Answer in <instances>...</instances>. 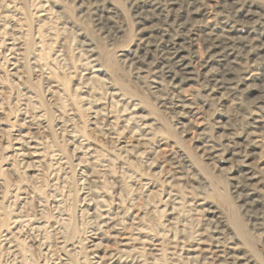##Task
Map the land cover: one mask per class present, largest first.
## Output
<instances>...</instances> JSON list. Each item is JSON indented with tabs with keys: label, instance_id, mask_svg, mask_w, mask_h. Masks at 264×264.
<instances>
[{
	"label": "rangeland",
	"instance_id": "1",
	"mask_svg": "<svg viewBox=\"0 0 264 264\" xmlns=\"http://www.w3.org/2000/svg\"><path fill=\"white\" fill-rule=\"evenodd\" d=\"M136 1L0 0V264H264V0Z\"/></svg>",
	"mask_w": 264,
	"mask_h": 264
},
{
	"label": "bare ground",
	"instance_id": "2",
	"mask_svg": "<svg viewBox=\"0 0 264 264\" xmlns=\"http://www.w3.org/2000/svg\"><path fill=\"white\" fill-rule=\"evenodd\" d=\"M163 1H165V0H163ZM197 1L196 0H177V1L175 0L173 2L177 3V5H179V7H181V6L185 7L187 5L192 6ZM233 1L234 0H223V6L226 7V8H228L227 6H229V8H228L229 10H232V9L234 10L233 6H231L233 4ZM173 2L170 1L168 3L171 5ZM134 4H135V7H137V8H141L142 4L147 6L145 0L144 1H140V2L136 1V2H134ZM166 5H165V3L162 4L161 8H160V11L161 10H165L166 14H167L169 12V10H170V7L168 8V7H166ZM150 7H151V5H150ZM194 7H196V5ZM240 11L241 10L239 8H237L235 10L234 15L232 13H230L231 16H226L225 17V21L228 20V21L232 22L233 24L235 22L239 21V20H237V17L239 19L240 14H241ZM200 12H201V10H199V8L197 7L195 10H193L190 13L199 15ZM166 16L167 15H163V17H162V20H163L164 24H165V21H166L164 18ZM182 19H183L182 15L177 13L172 18L171 21L173 23V27L174 28H175V26H179V28L182 27V29L185 28L184 29L185 32H183V35H179V33H177L176 31L173 30L174 34L166 35V34H163V33H159L158 35H155V37H154L155 41L153 43L150 42V41L145 42V41L141 40L140 49H142V51L144 50L145 54L149 55L150 52H152V54H153V52L154 53H158L161 56L160 59H162V60H158V57L156 58V56H157L156 54H154V55L151 54L152 58H156V60L154 62H151L152 66L150 67V69L154 70L155 72H158V74L159 73L162 74V75L165 74L166 77L174 79L173 81L176 80V76L178 74V71L175 69L176 66H178L181 63H183L182 62L183 61L182 60L183 59V55L182 56L180 55L179 57L177 56V53H178V50H179L178 48H176V46L179 45V43L177 41L178 40L177 36H182V37L184 36L185 38H188L189 37V32L191 31V29H188L187 27H185L186 26L185 21H183ZM227 23L228 22H225L222 25V27L219 28V30L221 31L220 34L213 33L212 30H209V27H208V30L202 29L200 31V36L203 37V41H204V44L206 46L207 52H211V53L217 54V56H220L221 58H224V59L230 54L229 51H232L234 49V47H236L235 38H233V36L229 35V32L233 28L234 25L233 24L228 25L229 23L228 24ZM226 24H227V26H224ZM149 44H152L153 49H150L148 47ZM168 46H171V47L169 48ZM253 47H254V45L251 48H253ZM170 49H173V50H170ZM252 50H254V49H252ZM252 50H249L247 53L252 52ZM251 67H252V65H248L247 64L246 67H244L240 71H242V73H246V74L250 73L251 70H252ZM183 68H184V66H183ZM242 77L243 76H240V77H238V79L242 78ZM204 82L206 83V89L209 90V91H215L218 88H221V87L225 88V87L230 86V84L227 83V80L225 78H223V77L215 78L213 76V77H210V78H206ZM181 102H182L181 100H177L175 103H172V106L174 108H177V109L180 108V110H183L186 107H188V105L183 104ZM207 152L209 154H211V155L213 154L214 156L217 153V152H215L214 150H212L209 147H207Z\"/></svg>",
	"mask_w": 264,
	"mask_h": 264
}]
</instances>
